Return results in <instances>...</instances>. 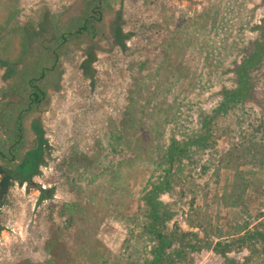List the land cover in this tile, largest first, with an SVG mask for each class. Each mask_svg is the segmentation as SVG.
<instances>
[{
	"label": "rangeland",
	"instance_id": "1",
	"mask_svg": "<svg viewBox=\"0 0 264 264\" xmlns=\"http://www.w3.org/2000/svg\"><path fill=\"white\" fill-rule=\"evenodd\" d=\"M236 1H113L109 38L70 52L43 81L48 99L27 121L28 164L0 161V264H109L110 253L114 263L133 264L128 256L147 242L135 238L148 216L142 198L160 172L159 139L182 137L186 116L196 118L219 99L239 57L229 43L260 36L259 0ZM79 6L80 0H0V103L23 65L17 57H35L51 29H38L43 13ZM262 41L247 101L256 115L264 114ZM92 53L90 76L82 64ZM238 113L219 119L224 131L213 154L195 155L210 168L183 165L172 190L161 194L169 227L193 233L181 264H244L250 248L218 250V243L247 221L264 228V165L236 157L252 132L264 156V118L255 123L246 113L242 125ZM77 159L82 163L71 165ZM42 189L53 196L42 199Z\"/></svg>",
	"mask_w": 264,
	"mask_h": 264
},
{
	"label": "trees",
	"instance_id": "2",
	"mask_svg": "<svg viewBox=\"0 0 264 264\" xmlns=\"http://www.w3.org/2000/svg\"><path fill=\"white\" fill-rule=\"evenodd\" d=\"M113 1L80 0L78 11L65 9L57 13L50 11L43 13L38 29L51 25L50 31L39 39V49L36 46L35 57L27 59L24 57L25 53L22 54L23 57L22 55L17 57L18 63L23 65L16 69L11 83L3 91L4 99L0 103V161L9 166L20 162L23 166L28 164L25 154L29 137L27 121L44 106L48 99V91L42 85L43 81L59 67L64 59L69 58L65 56H69L83 44L94 45L104 38H109L107 16L113 10ZM232 1H234L233 4L237 2ZM257 4L263 14L261 25L258 29L256 28V33L260 32V36L256 34L254 39L246 40L243 34L238 40L235 39L229 43V45L234 44L233 47L238 49L236 50L237 54L239 52V57H236V65L231 67L232 70L230 69L231 74L227 76V84L220 91L219 99L207 109H201L196 118L191 117L193 113L186 116L190 123L182 124V137L175 135L168 141L159 139V160L156 166L160 167V172L157 175L155 172L154 177L149 180L148 186L151 189L142 198L147 206L148 216L143 221L140 232L137 233L139 236L135 238H141L147 242L143 250L128 256L133 264L182 263L188 253L187 250L191 248L189 238L193 233L185 232L179 225L169 227L166 221L172 214H169L166 208L168 205L161 198V194L172 190L176 172L183 165L195 161L193 167L200 166L202 172L210 168V160L200 164L195 155L200 156L207 149L212 150L210 154L214 153L217 138L224 131L219 119L227 112L232 109L239 112L238 119L242 125L246 113L252 114L249 118H253L255 123L264 118V114H253L255 110L247 106V101L252 98L255 81L258 80V67L263 50L264 0H259ZM32 28L38 31L35 27ZM95 58V54L92 53L82 64L84 72L90 76L94 73L92 63ZM241 133L244 134L243 131ZM246 136H250L248 140L250 144L247 143L242 154L236 157L245 160L255 157L264 165V156L258 153L255 146L258 142L256 133L252 132ZM241 146L244 145L241 144ZM76 162L82 163L80 159H77L71 161V165L77 164ZM42 191V199L53 196L52 189H42ZM183 192L186 191L183 190ZM4 202L5 199L0 200V207ZM241 229L239 234L230 240L218 243L220 248L218 250H227L232 246L247 247L251 249V253L244 264H264V228H253L247 221ZM113 255L110 253L105 262L117 264L111 261L115 257ZM131 258H135V261ZM225 264L232 263L227 261Z\"/></svg>",
	"mask_w": 264,
	"mask_h": 264
}]
</instances>
